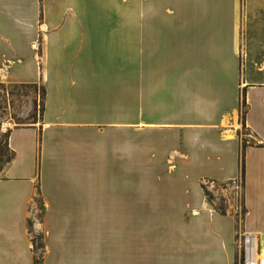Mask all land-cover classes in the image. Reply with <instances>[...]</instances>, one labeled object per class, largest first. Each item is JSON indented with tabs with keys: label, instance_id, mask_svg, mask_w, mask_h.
I'll return each instance as SVG.
<instances>
[{
	"label": "crops",
	"instance_id": "0c3cea01",
	"mask_svg": "<svg viewBox=\"0 0 264 264\" xmlns=\"http://www.w3.org/2000/svg\"><path fill=\"white\" fill-rule=\"evenodd\" d=\"M0 84L43 88L6 130L0 264L264 258V0H0ZM235 180L239 221L201 187Z\"/></svg>",
	"mask_w": 264,
	"mask_h": 264
},
{
	"label": "rangeland",
	"instance_id": "374dc122",
	"mask_svg": "<svg viewBox=\"0 0 264 264\" xmlns=\"http://www.w3.org/2000/svg\"><path fill=\"white\" fill-rule=\"evenodd\" d=\"M40 107L41 90L38 84H0V125L8 121L9 125L7 129H9L12 126H21L36 122L40 116ZM239 111L242 112L241 106ZM5 133L0 130V150L3 147ZM239 133L241 143H250L247 140L248 137L246 135L248 132L245 129L241 128ZM7 156V153L0 151V172L7 163ZM203 184L205 186L210 185V189L213 191V194L211 193L213 196L207 191L211 195L209 203L215 208H223L225 203L226 205L229 203L235 210L236 220L239 221L243 213L239 180L225 183L204 182Z\"/></svg>",
	"mask_w": 264,
	"mask_h": 264
},
{
	"label": "built area",
	"instance_id": "2783aa9c",
	"mask_svg": "<svg viewBox=\"0 0 264 264\" xmlns=\"http://www.w3.org/2000/svg\"><path fill=\"white\" fill-rule=\"evenodd\" d=\"M8 121L1 123L0 130L6 132ZM240 264H264V258L258 257L254 234H242L240 241Z\"/></svg>",
	"mask_w": 264,
	"mask_h": 264
},
{
	"label": "trees",
	"instance_id": "16d2710c",
	"mask_svg": "<svg viewBox=\"0 0 264 264\" xmlns=\"http://www.w3.org/2000/svg\"><path fill=\"white\" fill-rule=\"evenodd\" d=\"M31 85H35V84H31ZM39 88H40V90H41V107H40V114H41V111H42L43 88H42V86H40V85H39ZM240 106L242 107V112L239 111V119H240V121H241V123H242V116H243V112H244V110H243V100L241 99V97H240ZM4 136H5V137H4V141H3V147H2V150H0V151H1V152H5V153H7L8 156H7L6 162H8V161L11 159L13 153H12V152L7 148V146H6V136H7V132L5 133ZM241 146H243V144H242ZM239 166H240V169H242L241 163H240ZM201 187H202V189H203V194H204L206 200H207L208 202H210L209 200H211V195L207 192V190H205V189L203 188V185H202V184H201ZM216 209H217L218 211H220V212H223V208H222V207H216ZM37 247H39L38 244H37ZM33 264H38V261H37V260H34V261H33Z\"/></svg>",
	"mask_w": 264,
	"mask_h": 264
}]
</instances>
